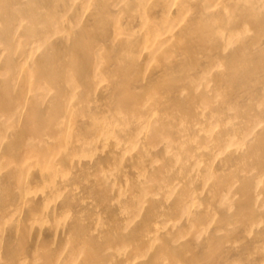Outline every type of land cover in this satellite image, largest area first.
Returning <instances> with one entry per match:
<instances>
[{
    "label": "bare ground",
    "instance_id": "1",
    "mask_svg": "<svg viewBox=\"0 0 264 264\" xmlns=\"http://www.w3.org/2000/svg\"><path fill=\"white\" fill-rule=\"evenodd\" d=\"M0 264H264V0H0Z\"/></svg>",
    "mask_w": 264,
    "mask_h": 264
}]
</instances>
